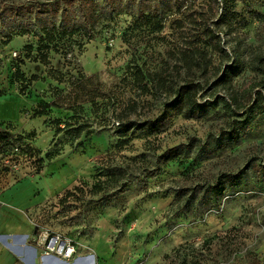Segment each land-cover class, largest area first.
Segmentation results:
<instances>
[{
  "label": "rangeland",
  "instance_id": "obj_1",
  "mask_svg": "<svg viewBox=\"0 0 264 264\" xmlns=\"http://www.w3.org/2000/svg\"><path fill=\"white\" fill-rule=\"evenodd\" d=\"M90 1L94 39L76 24L80 30L51 44L46 61L33 35L9 44L0 37V126L25 138L0 152V191L8 189L0 217L23 222L24 212L32 219L34 247L41 234L72 241L77 254L59 257L62 264H167L166 256L175 255L186 264H231L250 251L264 264V0H238L239 22L221 33L227 55L212 53V64L200 70L186 68L181 52L190 16L211 14L209 0H118L111 14L101 9L103 0ZM61 2L0 0V14L13 5L42 11ZM152 3L165 15L160 32L139 20ZM232 65L230 80L220 82ZM135 69L143 71L148 93L135 82ZM166 74L175 90L193 81L201 92L188 116L152 134L148 121L168 115L177 97L157 88ZM91 77L103 94L94 105L78 85ZM41 108L47 115L36 117ZM80 127L86 130L78 137ZM171 148L178 157L161 164L155 178L147 175L142 190L131 176L117 184L102 174L113 167L145 175L144 168H155L153 155ZM142 154L149 159L143 166ZM240 170L238 183L211 195L220 174ZM68 191L75 197L61 204Z\"/></svg>",
  "mask_w": 264,
  "mask_h": 264
},
{
  "label": "trees",
  "instance_id": "obj_2",
  "mask_svg": "<svg viewBox=\"0 0 264 264\" xmlns=\"http://www.w3.org/2000/svg\"><path fill=\"white\" fill-rule=\"evenodd\" d=\"M117 3L118 0H103L101 9L105 13L111 14L116 10ZM208 5L210 6V10H212L211 14H209L208 9V11H202L195 16H190L189 23L192 25L186 36L188 38L187 47L181 52L182 62L184 66L190 70H200L204 67V64H212V53H216L219 58L227 55L222 47L221 33L223 32V27H228L229 30H231L234 28V25L239 22V14L237 13L238 0H209ZM214 6H217V12L214 10ZM93 15L94 6L90 0H62L57 9L53 8V3H46L43 5L42 11L39 8L13 5L7 7L4 12L0 14V37L3 36L8 43L12 42L17 36L33 35L38 40L36 51L40 58L46 61L51 44H57L58 40L70 37L76 31L80 30L75 28L76 24L84 23L80 30L81 33L87 37L88 41L93 40L94 38L89 27V21ZM259 16L262 18L263 15ZM139 17V20L152 31L160 32L164 28L163 22L165 21V15L163 11L158 9L156 3L150 5L147 14H141ZM38 21H44V23L39 24ZM183 24V21L180 22V27L183 26ZM32 48L33 47H31V49ZM233 68L234 65L225 69L219 81L227 83L232 76L231 69ZM17 73H19V71ZM134 76L138 86L141 87L144 93H148L150 91L149 85L143 71L141 69H135ZM21 77L24 78L22 75ZM78 85H81L82 94H87L89 96L88 100H90L91 105H94L95 101L103 96L98 84L95 83L92 77L78 82ZM157 88L167 92H175L177 97L169 103L168 108H170L171 111L168 115H164L157 120L148 121L147 126L152 134H160L167 131L180 114L188 116L192 109L197 106V98L201 92V87L193 81L175 90L174 84H171L168 74L158 79ZM78 94L81 95V93ZM78 94L75 95V100L79 99ZM248 95L247 102L251 104L253 95L252 93ZM255 102H257V100H255ZM262 110L264 111V106ZM35 115L36 117L47 115L46 109L41 108ZM85 130V127L78 128L77 136H81ZM228 135L232 140L237 138L234 127L230 128ZM15 139L20 141L25 138H17L10 130L0 126V152L5 147L11 145ZM128 140L129 139H120L118 143L127 145ZM177 151L178 148H171L160 155H153L157 163L153 170H149L147 167L144 168L143 171H146L145 175L128 174L125 169H116L117 172H115L113 167L104 169L102 174L108 175L107 180L114 179L117 184L120 183L122 178L131 176L130 182H132L137 189L142 190L145 186L147 175L150 178H155L160 171L161 164H165L178 157L179 153ZM139 158L140 165L142 166L149 162L147 155H139ZM257 168L258 170L256 172L260 173L263 171L261 167L258 166ZM243 174V170L237 173H222L219 175L216 184L209 186L208 191L211 195L217 196L223 192L226 185L238 183L242 179ZM95 187H97V185L93 186L90 191L91 194H95ZM72 197H75L73 191H68L60 200V203H67ZM166 259L167 264H186L185 261L177 255L166 256ZM231 264H261V261L255 252L250 251L243 258H237Z\"/></svg>",
  "mask_w": 264,
  "mask_h": 264
},
{
  "label": "crops",
  "instance_id": "obj_3",
  "mask_svg": "<svg viewBox=\"0 0 264 264\" xmlns=\"http://www.w3.org/2000/svg\"><path fill=\"white\" fill-rule=\"evenodd\" d=\"M1 188H3L2 184H0ZM7 190L0 191V199ZM3 206L5 203L0 205V208ZM21 217L23 222H12L6 219V216L0 217V235L2 236L0 240V264H62L58 257L45 255L44 251L42 253L41 246L37 245L36 240H34L36 247L30 244L35 230L33 220L27 218L24 212ZM4 238L8 242L6 245H2ZM17 243H21L22 246L14 245Z\"/></svg>",
  "mask_w": 264,
  "mask_h": 264
},
{
  "label": "built area",
  "instance_id": "obj_4",
  "mask_svg": "<svg viewBox=\"0 0 264 264\" xmlns=\"http://www.w3.org/2000/svg\"><path fill=\"white\" fill-rule=\"evenodd\" d=\"M60 238V235L57 234H41L38 237L37 243L39 246L48 243V247H46V250L44 251L45 255H51V253H54L55 255L53 256H57L58 258L61 257L66 261L74 259L77 254L76 245L70 240L59 242Z\"/></svg>",
  "mask_w": 264,
  "mask_h": 264
}]
</instances>
